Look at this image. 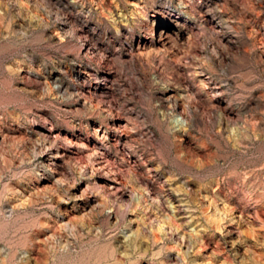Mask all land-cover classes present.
Masks as SVG:
<instances>
[{
	"label": "rangeland",
	"instance_id": "374dc122",
	"mask_svg": "<svg viewBox=\"0 0 264 264\" xmlns=\"http://www.w3.org/2000/svg\"><path fill=\"white\" fill-rule=\"evenodd\" d=\"M0 64V264H264V0H0Z\"/></svg>",
	"mask_w": 264,
	"mask_h": 264
},
{
	"label": "clouds",
	"instance_id": "9594fccd",
	"mask_svg": "<svg viewBox=\"0 0 264 264\" xmlns=\"http://www.w3.org/2000/svg\"><path fill=\"white\" fill-rule=\"evenodd\" d=\"M74 2H75V0H57V5L60 6V7H62V8H64L65 11H67L68 10V6L70 4H72V3H74ZM29 62L32 65H34V66L42 63L41 58L39 57L38 54L31 55L29 57ZM48 66L49 65H45V68L44 69H41V72H44V74H46L45 69H47ZM17 75L18 74H16V73H10L7 66H5L3 64H0V86H2L3 83H4V81L6 79H8L10 76L12 78H16ZM24 75L31 76V77H34V78H37V79L40 78V76L38 75V73L35 71V68L31 72L25 71L24 72ZM209 83H211V81ZM161 91L163 92V95L160 97L162 106L165 107V108H167V105L169 103H173L172 101H169L168 100V96L173 92V89L170 88V87H168V88L161 89ZM200 92L204 96H209V95H212L213 94V90L210 89L209 88V85L208 84H205V83H201L200 84ZM214 95H215V99L220 104L224 105L226 110L227 109H230L233 106V101L231 99H229V96H228L227 93H223V94H221V93H214ZM0 104H2V100H0ZM183 111H184L183 108L179 104H177L175 106V108L172 109V112L177 116V118H179L181 112H183ZM161 114L167 116L168 113L167 112H164V113H161ZM190 123L191 122L188 121V120H184L183 121V124L185 126H188ZM175 130L177 132H182V131L185 130V128L184 127H177ZM179 178H180V176L178 174L172 173L171 179L168 182L171 183L172 181H174L176 179H179ZM144 191L147 192V189H144ZM172 191H173L174 194H176V195L179 196L180 193H181V191H183L184 194L186 195L189 190L186 187H184L183 182H182V185H181V189L180 190L173 188ZM154 203L159 204L160 203V200L157 199L156 201H154ZM168 207H170V208L172 207V205H171L170 202L168 203ZM176 210H177L176 208H173V211H176Z\"/></svg>",
	"mask_w": 264,
	"mask_h": 264
}]
</instances>
